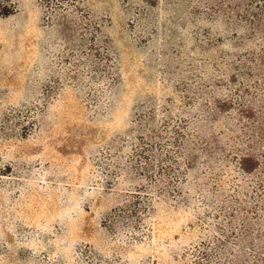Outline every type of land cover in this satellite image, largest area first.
<instances>
[{
  "label": "rangeland",
  "instance_id": "1",
  "mask_svg": "<svg viewBox=\"0 0 264 264\" xmlns=\"http://www.w3.org/2000/svg\"><path fill=\"white\" fill-rule=\"evenodd\" d=\"M6 4L0 264H264L257 178L202 158L189 169L183 146L203 148L188 113L228 82L224 59L264 51L211 22L251 0Z\"/></svg>",
  "mask_w": 264,
  "mask_h": 264
},
{
  "label": "trees",
  "instance_id": "2",
  "mask_svg": "<svg viewBox=\"0 0 264 264\" xmlns=\"http://www.w3.org/2000/svg\"><path fill=\"white\" fill-rule=\"evenodd\" d=\"M237 8H242L244 14L233 11L232 15L230 13L226 17L218 16L211 22L222 23L234 36L237 31H246V38L240 40L246 39L252 46H256V42L264 39V0H251L249 9L239 6ZM11 11L10 5H3L0 15L8 16ZM151 25H160L157 17L151 21ZM243 44L239 43L237 47ZM224 60L231 71L228 82L218 80L211 87L203 88L199 94L201 99L208 102L210 100L211 103L203 104L199 110L201 113L196 116L188 113L192 117L191 126L195 127V134H191L190 138H198L203 148L196 155L192 141H184L187 167H196L198 160L202 158L203 165L211 170L219 166L226 167L223 164L226 162L234 165L247 179L257 178V182H254L256 190L251 191L256 202V212L253 213L257 216L259 211L264 210V51L245 50L240 55H235L234 60ZM221 88L229 91V97H216L215 94L219 92L214 89ZM183 122L185 125V121ZM219 123V129L223 126L225 130H219L215 134L214 128L209 126L212 124L218 127L215 124ZM204 134L209 140L204 138ZM184 203L189 208L188 199L185 198ZM257 218L259 219V215Z\"/></svg>",
  "mask_w": 264,
  "mask_h": 264
}]
</instances>
